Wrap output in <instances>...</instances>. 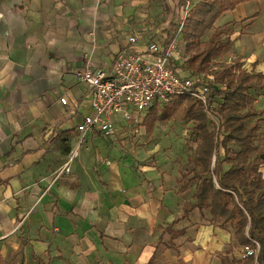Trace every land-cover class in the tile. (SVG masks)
<instances>
[{
    "label": "crops",
    "instance_id": "1",
    "mask_svg": "<svg viewBox=\"0 0 264 264\" xmlns=\"http://www.w3.org/2000/svg\"><path fill=\"white\" fill-rule=\"evenodd\" d=\"M173 1L0 0L3 257L23 252L42 264H222L220 256L229 263L249 260L236 230L211 222L209 210L202 214L196 209L175 222L183 204L196 203L193 183L179 193L185 172L179 164L164 162L160 169L137 165L135 151L132 164H126L124 154H115L120 149L115 140L133 133L124 126L113 138L77 130L91 114L77 71L87 66L110 71L133 35L142 37L137 51H145L149 42L175 39L178 46L183 42L179 54L185 56ZM215 28L223 44L215 60L218 69L241 67L264 75V0L238 5ZM212 85L218 88L215 80ZM75 152L70 173L58 178ZM168 226L185 230V236L173 240Z\"/></svg>",
    "mask_w": 264,
    "mask_h": 264
},
{
    "label": "trees",
    "instance_id": "2",
    "mask_svg": "<svg viewBox=\"0 0 264 264\" xmlns=\"http://www.w3.org/2000/svg\"><path fill=\"white\" fill-rule=\"evenodd\" d=\"M190 1H173L174 14L180 22L177 34H182L186 47L187 72L192 77L214 75L215 84L223 88L210 86L207 106L193 98L182 97L162 108L161 113L153 110L145 124L150 133L156 123L171 120L185 106V118L194 122L199 143L194 157L188 161L192 169L182 173L179 193L185 194L190 185L197 182L196 203L186 204L182 216L175 222L187 219L196 209L202 214L209 210L211 222L220 224L221 229L231 225L236 230L235 238L239 245L247 246L252 241L260 243L257 260L248 258L246 264H264V174L261 171L264 133L260 124L264 110L255 108L258 92H264V75L248 73L241 67L212 69L223 51L222 32L215 28L216 22L238 5L257 0H198L182 20ZM217 100L219 106L214 109ZM254 118H257L256 122L249 126L247 121ZM212 122L215 123L213 130L210 129ZM232 145L238 150L233 151ZM224 164L229 168L224 170ZM167 232L173 240L186 234L185 230L174 231L171 226L167 227ZM24 245L23 242L21 248ZM169 247L175 246L171 243ZM17 255L15 253L8 264ZM220 259L222 264H240L236 259L229 263L227 256H220ZM0 264H3L1 257Z\"/></svg>",
    "mask_w": 264,
    "mask_h": 264
},
{
    "label": "built area",
    "instance_id": "3",
    "mask_svg": "<svg viewBox=\"0 0 264 264\" xmlns=\"http://www.w3.org/2000/svg\"><path fill=\"white\" fill-rule=\"evenodd\" d=\"M191 7L189 2L185 18ZM140 39L141 35L129 37L130 47L120 52L110 71L87 66L76 72L77 81L87 88L91 108V114L77 127L82 135L93 132L113 138L123 126L130 130L140 128L152 109L167 106L182 97L193 98L205 106L210 102V86L215 77L205 74L186 76L175 67L176 57L180 56L175 39L149 42L143 52L136 48ZM60 102L68 104L65 98ZM76 156V152L72 153L58 172V178L70 173V165ZM243 250L246 258L257 260L261 245L252 241Z\"/></svg>",
    "mask_w": 264,
    "mask_h": 264
},
{
    "label": "rangeland",
    "instance_id": "4",
    "mask_svg": "<svg viewBox=\"0 0 264 264\" xmlns=\"http://www.w3.org/2000/svg\"><path fill=\"white\" fill-rule=\"evenodd\" d=\"M196 1L193 2L195 5L197 3ZM178 47L180 48L178 49L179 52L182 53L183 42L181 40H179ZM185 62H186V57L182 55L179 57V60L174 64L175 67H177L181 71L187 72ZM217 66L218 64L214 63L212 69L215 71L216 69H218ZM217 87L219 89H222L221 85H217ZM258 100L260 102L258 101L259 103L256 104L255 107L258 111H263L264 94H261L260 91L258 92ZM218 106H219V101L217 100L213 108L215 107L214 109H216V107ZM162 108L164 109L165 106L159 105L153 110L161 113ZM184 109L185 106L182 109H179L171 120L167 122L156 123L153 127L152 132L150 133L147 130V126L143 125L142 128H137L132 130L133 133L129 132L128 135H126L125 139L122 138L116 139L115 144L117 145L115 146L119 147L120 149H118L117 152L115 151V154L117 155L120 154V156L124 154L125 155L124 159L126 161L125 162L126 164L127 163L132 164L134 160L132 159L133 156L131 155V152L135 151L137 165L138 163L139 164L144 163L145 165H149L151 168L160 169L161 164L165 162L172 167L179 164L180 169L184 168L185 172L191 170L192 167H189L188 161L189 159H192L194 157L199 140L195 130V124L193 121L187 120L185 118ZM153 110H151L150 112L153 113ZM256 120L257 118L250 119L247 121V124L249 126L253 125L256 122ZM260 124H261V131L264 133V119L261 120ZM214 128H215V123L212 122L210 124V129L213 130ZM121 148L125 152H123ZM231 149L233 151L238 150V148L235 145H232ZM138 155H140L143 161L139 162ZM228 168L229 166L227 164L223 165L224 170ZM261 171L264 174V164L262 166ZM181 176H182V172H181ZM196 183L197 182H194L192 186L195 187ZM245 193L248 194L247 195L248 197L250 196L248 192ZM190 195L191 193L188 194V198ZM185 205L186 204H183V209L185 208ZM14 255L11 256L6 255L5 257H3L0 253V257L1 260L3 261V264H8V262L11 260V258ZM9 264H41V263L39 258L34 257L33 255H25L23 252H21V254L14 257L12 262Z\"/></svg>",
    "mask_w": 264,
    "mask_h": 264
}]
</instances>
